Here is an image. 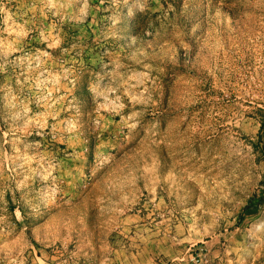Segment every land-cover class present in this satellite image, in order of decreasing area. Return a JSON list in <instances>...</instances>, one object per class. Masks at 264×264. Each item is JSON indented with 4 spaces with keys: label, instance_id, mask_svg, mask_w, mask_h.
<instances>
[{
    "label": "rangeland",
    "instance_id": "1",
    "mask_svg": "<svg viewBox=\"0 0 264 264\" xmlns=\"http://www.w3.org/2000/svg\"><path fill=\"white\" fill-rule=\"evenodd\" d=\"M264 0H0V264H264Z\"/></svg>",
    "mask_w": 264,
    "mask_h": 264
},
{
    "label": "trees",
    "instance_id": "2",
    "mask_svg": "<svg viewBox=\"0 0 264 264\" xmlns=\"http://www.w3.org/2000/svg\"><path fill=\"white\" fill-rule=\"evenodd\" d=\"M263 196H257L256 194L249 198L247 204L243 207L241 211V219L244 220L247 217H255L259 214L261 209V204L263 203Z\"/></svg>",
    "mask_w": 264,
    "mask_h": 264
}]
</instances>
